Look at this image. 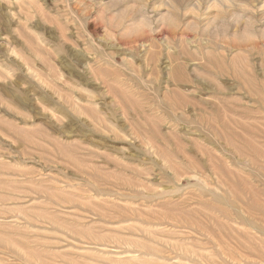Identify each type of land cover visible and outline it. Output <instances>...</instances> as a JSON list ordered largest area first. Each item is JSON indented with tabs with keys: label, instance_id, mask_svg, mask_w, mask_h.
<instances>
[{
	"label": "rangeland",
	"instance_id": "rangeland-1",
	"mask_svg": "<svg viewBox=\"0 0 264 264\" xmlns=\"http://www.w3.org/2000/svg\"><path fill=\"white\" fill-rule=\"evenodd\" d=\"M0 264H264V0H0Z\"/></svg>",
	"mask_w": 264,
	"mask_h": 264
}]
</instances>
